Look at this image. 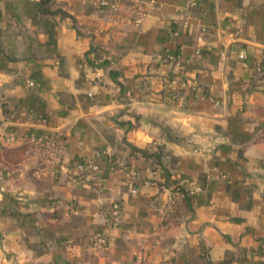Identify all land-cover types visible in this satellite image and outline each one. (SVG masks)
<instances>
[{
  "label": "crops",
  "instance_id": "obj_1",
  "mask_svg": "<svg viewBox=\"0 0 264 264\" xmlns=\"http://www.w3.org/2000/svg\"><path fill=\"white\" fill-rule=\"evenodd\" d=\"M48 9L0 0V264H264V0Z\"/></svg>",
  "mask_w": 264,
  "mask_h": 264
},
{
  "label": "built area",
  "instance_id": "obj_2",
  "mask_svg": "<svg viewBox=\"0 0 264 264\" xmlns=\"http://www.w3.org/2000/svg\"><path fill=\"white\" fill-rule=\"evenodd\" d=\"M144 12L141 7L138 8V15L136 22L140 23L144 17ZM244 56L241 55V58ZM8 141H14V136H9ZM26 144L35 147L40 151L42 157L47 161H52L60 163L64 155L66 154L67 147L61 134L57 132H48L42 136H30L26 139ZM96 167L92 164L80 165L78 168V180L84 181L88 179H98L96 173ZM133 192H136L133 190ZM123 205L119 200H115L111 203L106 215H107V225L103 232L96 234L92 240L91 244L94 248H104L108 244V234L110 230L114 229L118 224L121 223L123 218Z\"/></svg>",
  "mask_w": 264,
  "mask_h": 264
},
{
  "label": "trees",
  "instance_id": "obj_3",
  "mask_svg": "<svg viewBox=\"0 0 264 264\" xmlns=\"http://www.w3.org/2000/svg\"><path fill=\"white\" fill-rule=\"evenodd\" d=\"M53 0H39L40 9L43 13H49L48 6L51 5Z\"/></svg>",
  "mask_w": 264,
  "mask_h": 264
}]
</instances>
